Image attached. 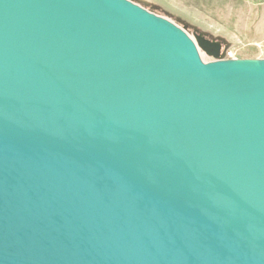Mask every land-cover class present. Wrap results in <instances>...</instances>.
<instances>
[{"label": "water", "instance_id": "1", "mask_svg": "<svg viewBox=\"0 0 264 264\" xmlns=\"http://www.w3.org/2000/svg\"><path fill=\"white\" fill-rule=\"evenodd\" d=\"M258 62L128 0H0V264H264Z\"/></svg>", "mask_w": 264, "mask_h": 264}, {"label": "rangeland", "instance_id": "2", "mask_svg": "<svg viewBox=\"0 0 264 264\" xmlns=\"http://www.w3.org/2000/svg\"><path fill=\"white\" fill-rule=\"evenodd\" d=\"M191 39L218 47L200 50L206 63L264 60V0H128Z\"/></svg>", "mask_w": 264, "mask_h": 264}, {"label": "bare ground", "instance_id": "3", "mask_svg": "<svg viewBox=\"0 0 264 264\" xmlns=\"http://www.w3.org/2000/svg\"><path fill=\"white\" fill-rule=\"evenodd\" d=\"M192 40H193V42L195 43V45H196L198 51L200 52V50L202 49L200 44H202V43H206V42H204L203 40H198V41H197V40H194L193 38H192ZM213 51H214L215 53H217V52H218V47H217V46H214ZM258 61H259V60H239V61H237V62H238V63H241V64H245V65L256 66V65L259 64Z\"/></svg>", "mask_w": 264, "mask_h": 264}]
</instances>
